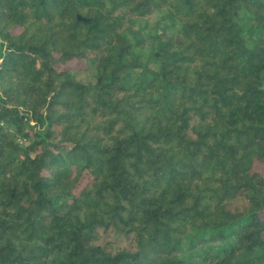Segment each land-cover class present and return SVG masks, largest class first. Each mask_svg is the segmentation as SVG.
<instances>
[{
	"label": "trees",
	"instance_id": "obj_1",
	"mask_svg": "<svg viewBox=\"0 0 264 264\" xmlns=\"http://www.w3.org/2000/svg\"><path fill=\"white\" fill-rule=\"evenodd\" d=\"M258 167L264 0H0V264H264Z\"/></svg>",
	"mask_w": 264,
	"mask_h": 264
},
{
	"label": "rangeland",
	"instance_id": "obj_2",
	"mask_svg": "<svg viewBox=\"0 0 264 264\" xmlns=\"http://www.w3.org/2000/svg\"><path fill=\"white\" fill-rule=\"evenodd\" d=\"M69 65L71 66H75V62H70ZM257 169L261 170L262 172H264V168L262 167H258Z\"/></svg>",
	"mask_w": 264,
	"mask_h": 264
}]
</instances>
